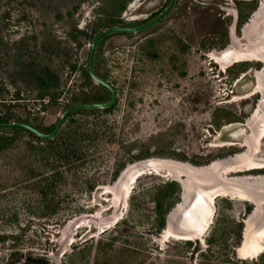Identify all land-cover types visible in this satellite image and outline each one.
I'll return each instance as SVG.
<instances>
[{
	"label": "rangeland",
	"instance_id": "374dc122",
	"mask_svg": "<svg viewBox=\"0 0 264 264\" xmlns=\"http://www.w3.org/2000/svg\"><path fill=\"white\" fill-rule=\"evenodd\" d=\"M169 3L0 0V117L51 132L71 105L109 100L110 90L87 74L93 38L140 25ZM258 3L176 0L155 25L100 41L95 68L117 90L112 106L75 110L50 141L0 127V264L18 249L51 264L262 262L264 249L237 253L253 216L249 200L217 197L211 224L192 243L166 236V217L182 197L165 168L129 182L120 214L108 219L118 207L108 187L121 196L119 176L132 163L161 157L203 166L246 150L254 130L247 124L263 114L264 94L253 90L264 64L236 59L223 68L212 55L238 39L246 46L242 32ZM248 174L264 182V167L229 176ZM172 180L178 187L162 190Z\"/></svg>",
	"mask_w": 264,
	"mask_h": 264
},
{
	"label": "water",
	"instance_id": "95a60500",
	"mask_svg": "<svg viewBox=\"0 0 264 264\" xmlns=\"http://www.w3.org/2000/svg\"><path fill=\"white\" fill-rule=\"evenodd\" d=\"M175 2L176 0H170V3L165 10L140 25L113 26L102 30L93 38L90 43L88 72L95 82L102 84L110 90L111 97L109 100L104 102L77 103L71 105L65 110L56 127L51 132H43L32 124L26 122L0 123V127H24L36 133L38 136L53 137L60 130L67 117L75 110L82 108H106L112 106L117 99V90L113 84L101 78L95 70L96 53L100 41L107 35L114 32H136L155 25L170 13L175 5ZM260 2L261 0H259V3ZM243 34L246 38H249L248 43L243 42L246 46L243 47L242 43L238 39L237 41L239 44L235 42L217 52L216 57L218 62L226 64L247 55L264 56V13L252 25H250ZM263 133L264 117L258 120L254 125L248 152L237 159L222 164L214 170H205L201 167L202 165H194L187 161L161 157L145 158L132 163L126 167L124 171H122L123 175L121 173L119 176V180L122 176L120 200L117 209L108 219L112 221L120 214L126 189L132 176L137 172V170L143 167H149V170L152 165H160L161 168H165L168 172L171 171L177 175L178 177H175V180H177L181 185L182 201L166 217V227L169 229L171 234L186 237L189 240H193L194 238L200 239L203 236V233H205V229L208 228V224L213 214V209L215 207L214 194L226 192L249 195L259 201L260 214H258L256 219L252 221L246 234L244 233L246 227L244 228L242 234L243 239L240 247L237 249V253L240 257L246 258L242 255L259 252L264 242V186L255 187L224 179L221 176V171L264 164V158L253 156V152L260 147L259 137ZM255 208L256 206L252 207L251 213L255 210ZM257 255H253L251 257H255Z\"/></svg>",
	"mask_w": 264,
	"mask_h": 264
},
{
	"label": "bare ground",
	"instance_id": "6f19581e",
	"mask_svg": "<svg viewBox=\"0 0 264 264\" xmlns=\"http://www.w3.org/2000/svg\"><path fill=\"white\" fill-rule=\"evenodd\" d=\"M264 13V0H261V2H260V4L258 5V7L256 8V10H255V12H253V14H252V17H251V19L249 20V22L244 26V29H243V32H242V37H243V39H246V36L243 34L245 31H246V29L250 26V25H252L262 14ZM233 37V36H232ZM217 52L218 51H214V53H213V55H212V58L213 59H215L217 62H218V60H217V57H216V55H217ZM247 59H252V60H258V61H261L263 64H264V56H261V55H247V56H244V57H242V58H239V60H247ZM221 64V63H220ZM226 64H221V66L223 67V68H225L226 66H225ZM257 78H258V83H257V86H256V88L253 90V93H260V92H262L263 94H264V66H263V68L259 71V72H257ZM263 102H262V104H263V109H262V111H263V114H260V113H257L254 117H253V119H251V121L249 122V124H247V127L249 126H251V127H253L255 124H256V122L258 121V120H260L261 118H263L264 117V98H263V100H262ZM248 127V128H249ZM254 128V127H253ZM253 130V129H252ZM253 135V134H252ZM252 135L251 136H248V138L246 139V141H245V143L243 144L245 147H246V150H244V152H241V153H239L238 155H236V156H229L228 158H226V159H223V160H221V159H218V160H215V162H213L212 164H210V165H203V166H201V167H203V169H205V170H214V169H216L217 167H219V166H221L222 164H224V163H226V162H229V161H232V160H234V159H237V158H239V157H241V156H243V155H245L247 152H248V150H249V148H250V144H251V139H252ZM263 139H264V133L259 137V142H260V147L257 149V150H255L254 152H253V156L254 157H258V158H264V156L263 157H260V156H258L257 155V153L261 150V148H262V141H263ZM262 167H264V164H258V165H254V166H250V167H246V168H238V169H226V170H222L221 171V176H222V178H224V179H228V180H232V181H235V182H239V183H243V184H247V185H250V186H255V187H263L264 186V182H262V183H253V182H250V181H248V180H251V179H255V176H253V175H247V176H243V177H238V176H229V175H232V174H235V173H241V172H245V171H249V170H254V169H260V168H262ZM148 168L149 167H143V168H141V169H139V170H137V172L132 176V178H131V180H130V182L131 181H134L136 178H137V176L139 175V174H141V173H144V172H147V171H152V172H159V171H161V170H163V168H161L160 167V165L159 166H157V165H152V167L148 170ZM170 173V175H172V176H174V177H178L177 175H175L174 173H172L171 171L169 172ZM122 175H123V173H122ZM246 175V174H245ZM119 181H122V176L120 177V180ZM129 186V185H128ZM112 191L114 192L113 194L115 195V197H113V199H112V202H113V205L112 206H118V203H119V199H120V194H117V191H116V193H115V191L113 190V188L112 187H108V192L109 193H112ZM130 192V187L128 188L127 187V189H126V192H125V195H124V197H127V195H128V193ZM220 195H229V196H231L232 198H234V197H236V198H239V199H242V200H249L250 202H252V203H254L255 204V206H256V208H255V210L251 213V215H253V216H251L250 218H248L247 219V221H246V225L247 226H245L246 227V230L244 231V233L246 234V232H247V230H248V228H249V226H250V224L252 223V221L253 220H255L256 219V217L258 216V214H260L259 212H260V204H259V201L256 199V198H254V197H251V196H249V195H242V194H234V193H226V192H219V193H216V194H214L213 196H214V202H215V199L217 198V197H219ZM212 196V197H213ZM257 202V203H256ZM123 205L124 204H122V207H123ZM116 208V207H115ZM214 209H213V214H212V217H211V220H210V222H209V224H208V226L211 224V222H212V218H213V216H214ZM166 231V236H173V237H175V238H185L186 239V237H181V236H177V235H174V234H171V232L169 231V229L166 227V229H165ZM206 230V229H205ZM190 238V237H189ZM196 239V238H195ZM187 240H189L188 238H187ZM263 244H264V242H263ZM263 248H264V246L262 245V248L259 250V252L260 251H262L263 250ZM259 252H257V253H254V254H249V255H242V256H245V257H250V256H253V255H257V254H259Z\"/></svg>",
	"mask_w": 264,
	"mask_h": 264
},
{
	"label": "trees",
	"instance_id": "16d2710c",
	"mask_svg": "<svg viewBox=\"0 0 264 264\" xmlns=\"http://www.w3.org/2000/svg\"><path fill=\"white\" fill-rule=\"evenodd\" d=\"M262 63V62H261ZM96 70V68H95ZM96 73L99 75V73L97 72L96 70ZM87 74L89 75V72L87 70ZM90 76V75H89ZM101 78L104 79V77H102L101 75H99ZM91 77V76H90ZM106 80V79H105ZM8 117H0V122H8ZM36 127V126H35ZM38 128V127H37ZM10 129H14V130H18V129H22V127H11ZM40 129V128H38ZM26 130V129H25ZM28 130V129H27ZM41 130V129H40ZM30 133L33 135V136H37L38 138H41L40 136H38L36 133L32 132L31 130H29ZM45 139L46 141H50L52 138H42V140ZM41 140V141H42ZM32 145V144H31ZM178 187V183L177 181H169L167 182L165 185L162 186V190H167L166 192H170L169 188L172 189L173 188H177ZM170 194V193H169ZM169 194L167 193V197L169 196ZM166 222V221H165ZM165 222H164V219L162 220V225H165ZM241 226H242V222H241ZM189 243H192L193 241L192 240H189L188 241ZM210 242V241H209ZM240 244H241V241H240ZM211 255V250L208 249V251L206 250V256H210ZM235 255V253L233 252V256ZM25 257L24 259V263L23 264H51V259L48 255L46 254H41V253H36L32 250L30 251H23L21 249H18V250H15L12 255H11V258L5 262L4 264H14V263H19L21 261V258L22 257ZM21 257V258H20ZM262 258V262L258 261L259 263H256V264H264V253L262 254L261 256ZM261 260V259H260ZM247 260L245 259H233L231 256L230 257H225L220 264H245ZM201 264H205L204 262H201ZM252 264V263H251Z\"/></svg>",
	"mask_w": 264,
	"mask_h": 264
},
{
	"label": "flooded vegetation",
	"instance_id": "af4514ba",
	"mask_svg": "<svg viewBox=\"0 0 264 264\" xmlns=\"http://www.w3.org/2000/svg\"><path fill=\"white\" fill-rule=\"evenodd\" d=\"M206 2V1H205ZM261 62V61H260ZM261 169V168H260Z\"/></svg>",
	"mask_w": 264,
	"mask_h": 264
}]
</instances>
